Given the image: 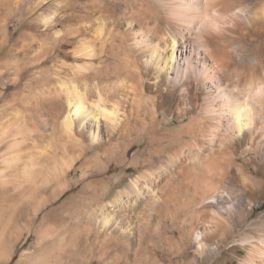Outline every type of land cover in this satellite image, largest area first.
Segmentation results:
<instances>
[{
  "label": "bare ground",
  "instance_id": "1",
  "mask_svg": "<svg viewBox=\"0 0 264 264\" xmlns=\"http://www.w3.org/2000/svg\"><path fill=\"white\" fill-rule=\"evenodd\" d=\"M64 1L36 0L46 5L42 24L56 40L77 38L74 74L93 79L89 87L54 81L35 121L16 112L0 125V190L37 203L50 183L66 189L67 172L86 151L117 165L146 140L160 155L142 158L147 167L125 183L114 179L122 189L95 220L102 243H118L126 261L137 262L154 233L173 252L191 248L190 264H228L227 252L240 249L236 264H264V231L233 235L264 184V0H111L122 7L111 21L103 2L80 0L85 13L71 33L55 29ZM103 54L109 66H100ZM99 67L104 78H94ZM167 222L177 240L162 233ZM36 234L31 264H48L66 235Z\"/></svg>",
  "mask_w": 264,
  "mask_h": 264
},
{
  "label": "rangeland",
  "instance_id": "2",
  "mask_svg": "<svg viewBox=\"0 0 264 264\" xmlns=\"http://www.w3.org/2000/svg\"><path fill=\"white\" fill-rule=\"evenodd\" d=\"M79 1L65 0L62 3L66 15L59 11L61 20L55 29L66 33L73 31L78 13L85 11ZM99 1L104 3L106 21L121 17V4L111 0ZM45 13L46 5L38 6L36 0H0V125L16 112L35 121V108L46 111V106L40 102L41 97L57 81L72 79L79 87L83 84L89 87L93 79V76L74 74L73 66L77 61L72 50L77 45V38L68 34L62 39H54L53 30L49 32L42 24ZM103 59L100 66H109L110 57L103 54ZM101 67L94 78L105 77ZM42 113L47 119L48 113ZM160 149L148 145L146 140L135 141L127 160L117 165H113L116 160L109 154L86 151L67 172L63 181L66 189H56V184L50 183L48 187L38 189L37 203L20 200L10 192L0 190V264L33 263L39 254L36 233L44 228L59 229L63 236L66 235L64 245L51 254L48 264H190L192 257L188 254L191 248L173 252L154 233L143 243L141 260L128 262L121 245L114 241L103 244L102 236L95 228L99 209H107L113 193L122 189L114 184L116 176L122 175L125 183L147 167L146 163L140 162L142 158H148L150 154L157 157ZM2 151L0 145V154ZM137 157V166L130 165L129 162ZM239 162L242 163L243 159ZM106 164L113 165L108 172H104ZM82 166L86 170L85 177L81 175ZM249 167L252 169L251 165ZM258 178L264 180V175L259 173ZM259 192L253 196L258 202L253 212L243 220L236 218L235 237L264 231V184ZM163 232L171 241L177 240L178 230L170 222L166 223ZM228 253V264H236L244 256L245 249L236 251L235 255Z\"/></svg>",
  "mask_w": 264,
  "mask_h": 264
}]
</instances>
